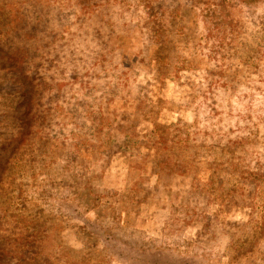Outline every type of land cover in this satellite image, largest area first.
I'll use <instances>...</instances> for the list:
<instances>
[{"label":"rangeland","instance_id":"1","mask_svg":"<svg viewBox=\"0 0 264 264\" xmlns=\"http://www.w3.org/2000/svg\"><path fill=\"white\" fill-rule=\"evenodd\" d=\"M67 203L264 264V3L0 0V264H124Z\"/></svg>","mask_w":264,"mask_h":264},{"label":"trees","instance_id":"2","mask_svg":"<svg viewBox=\"0 0 264 264\" xmlns=\"http://www.w3.org/2000/svg\"><path fill=\"white\" fill-rule=\"evenodd\" d=\"M242 6L249 4L256 5L264 3V0H235ZM74 213L73 216L80 220H85L87 227L94 234L103 240L105 248L109 254L124 264H209L202 257L183 256L181 253L169 250L163 247H149L145 250L132 248L129 243L106 232L92 218L81 212L80 208L74 207V204L67 203ZM66 205V204H65ZM84 222V221H83ZM153 248V249H152ZM169 250V251H168Z\"/></svg>","mask_w":264,"mask_h":264}]
</instances>
